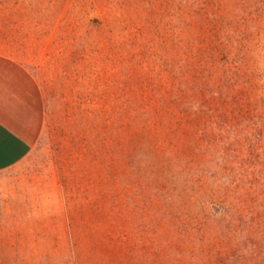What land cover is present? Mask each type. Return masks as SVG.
<instances>
[{
    "label": "rangeland",
    "instance_id": "1",
    "mask_svg": "<svg viewBox=\"0 0 264 264\" xmlns=\"http://www.w3.org/2000/svg\"><path fill=\"white\" fill-rule=\"evenodd\" d=\"M40 2L45 120L0 172V264H264V0Z\"/></svg>",
    "mask_w": 264,
    "mask_h": 264
},
{
    "label": "crops",
    "instance_id": "2",
    "mask_svg": "<svg viewBox=\"0 0 264 264\" xmlns=\"http://www.w3.org/2000/svg\"><path fill=\"white\" fill-rule=\"evenodd\" d=\"M52 29H43L40 0H0V172L23 162L42 137L41 66Z\"/></svg>",
    "mask_w": 264,
    "mask_h": 264
}]
</instances>
